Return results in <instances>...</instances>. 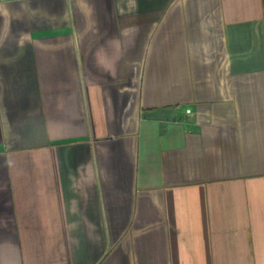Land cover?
Segmentation results:
<instances>
[{
  "label": "crops",
  "instance_id": "obj_1",
  "mask_svg": "<svg viewBox=\"0 0 264 264\" xmlns=\"http://www.w3.org/2000/svg\"><path fill=\"white\" fill-rule=\"evenodd\" d=\"M0 264H264V0H0Z\"/></svg>",
  "mask_w": 264,
  "mask_h": 264
},
{
  "label": "built area",
  "instance_id": "obj_2",
  "mask_svg": "<svg viewBox=\"0 0 264 264\" xmlns=\"http://www.w3.org/2000/svg\"><path fill=\"white\" fill-rule=\"evenodd\" d=\"M190 112H191L190 109H186V110H185V114H187V115L190 114Z\"/></svg>",
  "mask_w": 264,
  "mask_h": 264
}]
</instances>
